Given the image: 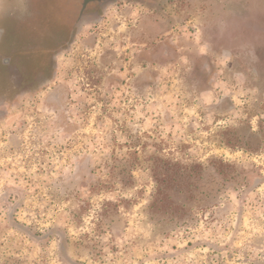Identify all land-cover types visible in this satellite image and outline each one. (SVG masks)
<instances>
[{"label":"rangeland","instance_id":"rangeland-1","mask_svg":"<svg viewBox=\"0 0 264 264\" xmlns=\"http://www.w3.org/2000/svg\"><path fill=\"white\" fill-rule=\"evenodd\" d=\"M25 1L0 0V264H264V0L119 1L54 57L13 21L71 8Z\"/></svg>","mask_w":264,"mask_h":264},{"label":"flooded vegetation","instance_id":"flooded-vegetation-1","mask_svg":"<svg viewBox=\"0 0 264 264\" xmlns=\"http://www.w3.org/2000/svg\"><path fill=\"white\" fill-rule=\"evenodd\" d=\"M68 3L71 11L63 10V5L56 6L55 9V24L59 29L52 30L49 27H42L47 23L41 17H32L29 12L18 14L15 23L13 36L26 41L27 46L35 45L39 57L51 56L54 57L58 50H63L74 42L76 33L80 32L86 26V23L101 21L111 5L124 0H64ZM28 0L24 2V7ZM75 15V16H74ZM58 18H62L57 20ZM49 19V17H48ZM45 23V24H44ZM8 30V28H5ZM16 33V34H15ZM35 37V38H34ZM37 43V44H36ZM53 51V52H52ZM52 52V54H50Z\"/></svg>","mask_w":264,"mask_h":264},{"label":"trees","instance_id":"trees-1","mask_svg":"<svg viewBox=\"0 0 264 264\" xmlns=\"http://www.w3.org/2000/svg\"><path fill=\"white\" fill-rule=\"evenodd\" d=\"M160 196H161V192L160 191H157L155 196H154V200L152 202V208L155 210H159V202L161 201L160 199Z\"/></svg>","mask_w":264,"mask_h":264}]
</instances>
